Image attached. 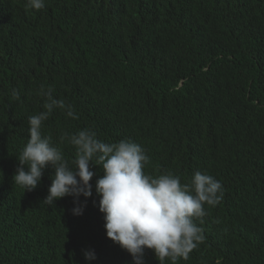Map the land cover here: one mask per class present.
I'll return each instance as SVG.
<instances>
[{"label": "trees", "instance_id": "16d2710c", "mask_svg": "<svg viewBox=\"0 0 264 264\" xmlns=\"http://www.w3.org/2000/svg\"><path fill=\"white\" fill-rule=\"evenodd\" d=\"M42 86L78 117L57 108L41 128L70 165L62 137L91 129L141 145L149 176L220 181L195 221L203 240L177 264H264V0H0V264H133L106 237L102 166L78 216L71 196L42 202L51 168L34 191L13 183ZM144 264H159L151 250Z\"/></svg>", "mask_w": 264, "mask_h": 264}, {"label": "clouds", "instance_id": "9594fccd", "mask_svg": "<svg viewBox=\"0 0 264 264\" xmlns=\"http://www.w3.org/2000/svg\"><path fill=\"white\" fill-rule=\"evenodd\" d=\"M45 0H26V8L39 11ZM54 89L43 86L44 111L28 118L29 138L19 153L13 183L24 193L34 191L44 170L52 169L46 205H55L63 197L71 196L76 205L73 215H82L85 203L80 196H92L93 165L102 166L103 176L96 180L99 211L103 214L106 237L128 252L133 264H144L146 250H151L159 264L170 260L177 264L187 260L189 253L203 240L202 228L196 220L207 214L205 205L216 206L223 198V186L213 176L197 171L190 182L171 172L152 177L144 172L150 162L141 145L121 140L108 144L97 138L95 131L83 129L65 135L75 148V159L70 165L63 151L43 136L42 124L55 109L64 110L67 117L78 118L71 105L56 99ZM19 99V94L13 90ZM87 260H94V252H86Z\"/></svg>", "mask_w": 264, "mask_h": 264}]
</instances>
